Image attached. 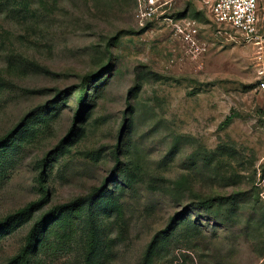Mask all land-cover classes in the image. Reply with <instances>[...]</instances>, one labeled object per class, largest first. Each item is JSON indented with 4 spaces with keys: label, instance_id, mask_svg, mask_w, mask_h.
<instances>
[{
    "label": "rangeland",
    "instance_id": "374dc122",
    "mask_svg": "<svg viewBox=\"0 0 264 264\" xmlns=\"http://www.w3.org/2000/svg\"><path fill=\"white\" fill-rule=\"evenodd\" d=\"M212 2L0 0V264H264V11Z\"/></svg>",
    "mask_w": 264,
    "mask_h": 264
},
{
    "label": "built area",
    "instance_id": "2783aa9c",
    "mask_svg": "<svg viewBox=\"0 0 264 264\" xmlns=\"http://www.w3.org/2000/svg\"><path fill=\"white\" fill-rule=\"evenodd\" d=\"M262 10L264 7H261L260 0H213L210 5V13L216 23L230 27L245 39L256 37L257 43L263 42L259 34ZM258 87L264 95V77Z\"/></svg>",
    "mask_w": 264,
    "mask_h": 264
},
{
    "label": "trees",
    "instance_id": "16d2710c",
    "mask_svg": "<svg viewBox=\"0 0 264 264\" xmlns=\"http://www.w3.org/2000/svg\"><path fill=\"white\" fill-rule=\"evenodd\" d=\"M77 114H78V112H76V115L74 117L75 119H77ZM230 121H231V116H227L226 119L221 123V126L222 127H226L230 123ZM73 130H74V125H72L70 127L67 135L62 139V141L67 139L70 136V134L72 133ZM175 220H176L175 216H173L170 219L169 223L167 224L166 228L154 235L153 240L156 238V236L159 233H162V234L168 233L172 229V227L174 226ZM29 248H30L29 245L25 246L22 249L21 253L19 255L15 256V257H13V259L7 264H30V261H29V258H28L29 257L28 256L29 255L28 254L29 253Z\"/></svg>",
    "mask_w": 264,
    "mask_h": 264
}]
</instances>
